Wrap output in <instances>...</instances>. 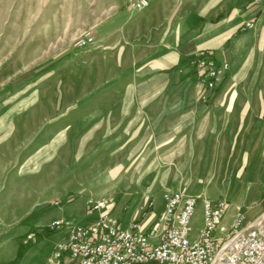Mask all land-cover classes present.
<instances>
[{"label": "crops", "instance_id": "1", "mask_svg": "<svg viewBox=\"0 0 264 264\" xmlns=\"http://www.w3.org/2000/svg\"><path fill=\"white\" fill-rule=\"evenodd\" d=\"M126 1L108 3L117 9L102 26L107 31L101 55L110 70L105 80L107 90L87 92L83 100L73 102L70 111L76 118L83 115L79 129L87 131L86 142L92 141L97 132L101 146L107 148V154L102 155L107 163L118 153L124 157L122 161H127L131 153L140 161L153 163L161 157L170 161L181 156L199 161L203 154L213 152L221 134V145L235 140L234 145L239 146L235 154L241 161L251 129L249 119L240 121V115L253 112L255 103L247 107L246 100L261 95L216 89L204 99L201 84L187 63L197 50L210 49L217 60L230 61L229 84L249 78L262 55L260 51L264 52V6L242 7L247 0H148L145 8L130 9ZM249 19H254L253 26L239 32L240 25ZM5 131L9 132L8 127ZM252 153L249 151L251 157ZM14 158L11 150L4 161L14 162ZM22 162L27 165L29 161L24 158ZM7 172L0 170L3 183ZM145 177L136 171L131 181L127 177L108 182L107 198L115 196L110 213L122 225L136 219L148 230L163 208L161 195L165 190L205 196L202 190L174 181L172 176L164 181L159 176L152 181ZM247 177L248 173L239 184L241 190ZM260 188L253 186L249 197H258ZM8 189L5 193L12 197L13 191ZM150 198L154 199L153 207L148 206ZM241 201L230 203L217 235L229 228L238 208H247ZM85 202L86 198L72 200L23 220L38 207L27 206L25 214L15 221L11 198L5 204V210L11 213L0 215V264H53V252L65 239L66 228L49 229L48 225L72 216L73 221L90 220ZM201 224H194L192 218L194 230ZM59 260L60 264H75L67 252Z\"/></svg>", "mask_w": 264, "mask_h": 264}, {"label": "rangeland", "instance_id": "2", "mask_svg": "<svg viewBox=\"0 0 264 264\" xmlns=\"http://www.w3.org/2000/svg\"><path fill=\"white\" fill-rule=\"evenodd\" d=\"M110 1L0 0V170L8 171L4 183L0 179V187L3 186L0 215L9 214L5 204L11 198L15 221L25 214L27 206H38V209L23 220L72 200L106 199L108 182L127 177L131 181L137 171L145 174L146 181L156 180L155 176L164 181L172 176L174 181L202 190L205 197L225 198L230 203L242 200L247 208L241 211L246 221L252 220L264 211V52L260 51L262 55L258 56L251 76L232 84L228 81L230 61L224 59L229 62V69L217 88L240 90L249 96L251 92L261 95L256 100L248 98L247 107L255 103L254 111L249 114L244 109L245 113L240 115V121L249 119L251 129L241 161L235 154L239 148L234 145L235 140L221 145L224 138L220 134L213 152L203 154L199 161L187 156L170 161L161 157L156 163L140 161L128 149L127 161H122L124 157L118 153L111 162L105 163L102 155L107 154V148L101 146L98 133L87 143V131L79 129L83 115L76 118L70 111L73 102L83 100L87 92L107 90L105 80L110 70L101 57L107 31L102 26L117 9L108 4ZM125 4L129 7L128 0ZM253 4L263 7L264 0H247L242 7ZM253 21L243 22L238 31H247ZM246 22H250L249 27L244 26ZM89 29L94 34V42L84 47L75 45ZM6 127L9 132L5 131ZM11 150L14 162L6 163L4 159ZM24 158L29 161L27 165H22ZM246 173L247 182L241 190L239 184ZM258 185L260 195L250 198L251 188ZM7 188L13 191L12 197H7ZM193 221L202 223L200 199Z\"/></svg>", "mask_w": 264, "mask_h": 264}, {"label": "built area", "instance_id": "3", "mask_svg": "<svg viewBox=\"0 0 264 264\" xmlns=\"http://www.w3.org/2000/svg\"><path fill=\"white\" fill-rule=\"evenodd\" d=\"M128 3L131 9H142L148 0H128ZM244 26L249 27L250 22ZM94 40L89 29L75 45L88 46ZM187 64L201 84L204 99L221 85L229 69V62L217 61L210 50L197 51ZM198 199L202 224L194 230L192 218ZM161 201V212L146 230L136 219L122 225L114 218L110 213L112 198L86 199L90 220L65 219L48 225L49 229L66 228L65 239L53 252V264H60L63 252L75 264H264V211L246 221L245 213L238 208L229 228L216 235L230 207L227 199L165 190ZM148 206H154V199L148 200Z\"/></svg>", "mask_w": 264, "mask_h": 264}, {"label": "trees", "instance_id": "4", "mask_svg": "<svg viewBox=\"0 0 264 264\" xmlns=\"http://www.w3.org/2000/svg\"><path fill=\"white\" fill-rule=\"evenodd\" d=\"M62 203V202H61Z\"/></svg>", "mask_w": 264, "mask_h": 264}]
</instances>
